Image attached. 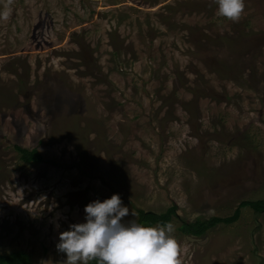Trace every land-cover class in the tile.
I'll list each match as a JSON object with an SVG mask.
<instances>
[{
	"label": "rangeland",
	"instance_id": "1",
	"mask_svg": "<svg viewBox=\"0 0 264 264\" xmlns=\"http://www.w3.org/2000/svg\"><path fill=\"white\" fill-rule=\"evenodd\" d=\"M8 0H0V12ZM0 19V253L63 264L59 234L119 194L174 206L182 264H264V0H11ZM14 145L36 148L24 163ZM59 225V228L56 225ZM157 225H153L155 227Z\"/></svg>",
	"mask_w": 264,
	"mask_h": 264
},
{
	"label": "clouds",
	"instance_id": "2",
	"mask_svg": "<svg viewBox=\"0 0 264 264\" xmlns=\"http://www.w3.org/2000/svg\"><path fill=\"white\" fill-rule=\"evenodd\" d=\"M217 16L239 22L245 0H213ZM11 0L0 12V19L11 14ZM84 223L69 225L59 234L56 250L66 254L63 264H182L180 244L175 238V225L168 222L155 227L143 226L136 219L124 221L135 213L123 205L119 194L103 202L95 200L85 206ZM59 228V225H56Z\"/></svg>",
	"mask_w": 264,
	"mask_h": 264
},
{
	"label": "trees",
	"instance_id": "3",
	"mask_svg": "<svg viewBox=\"0 0 264 264\" xmlns=\"http://www.w3.org/2000/svg\"><path fill=\"white\" fill-rule=\"evenodd\" d=\"M16 151L19 153V159L24 163H38L42 161V156L36 148H27L19 145H14ZM249 207L254 211H261L264 209V200H244L241 201L234 212L225 217L212 216L207 219H196L192 222H181L179 230L183 234L192 236H200L209 228L218 223H232L240 214L241 207ZM177 216L175 207L170 206L162 213H156L149 210L137 209V222L143 226L152 227L153 225H163L171 221L173 217ZM0 264H32L29 260V255L23 250H15L8 253H0ZM89 264H97V261H90Z\"/></svg>",
	"mask_w": 264,
	"mask_h": 264
}]
</instances>
